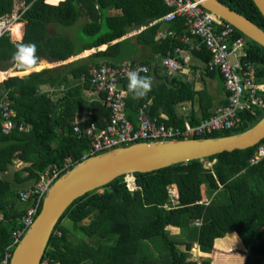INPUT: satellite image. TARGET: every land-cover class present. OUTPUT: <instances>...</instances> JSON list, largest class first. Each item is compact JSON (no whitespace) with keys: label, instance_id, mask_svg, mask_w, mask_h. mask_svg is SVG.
Segmentation results:
<instances>
[{"label":"trees","instance_id":"1","mask_svg":"<svg viewBox=\"0 0 264 264\" xmlns=\"http://www.w3.org/2000/svg\"><path fill=\"white\" fill-rule=\"evenodd\" d=\"M15 1L28 7L22 15L27 24L21 40L0 37V70L14 65L17 70H9L0 82V101L8 102L16 111L14 121L30 125V130L0 131V261L15 249L12 232L33 204L20 202L19 190L33 185L50 165L62 166L69 158V170L84 158L88 139L73 130V122L84 112L89 116L80 125L92 120L100 127L110 117L102 95L87 97L85 93L91 89L90 67H116L124 62L148 67L152 90L145 97L132 99L128 81L123 83L130 119L150 101L149 116L166 126L182 128L185 121L194 126L214 114L210 110L213 96L206 88L195 90L178 74L167 76L155 59L171 54L176 47L186 48L179 40L188 36L181 18L166 24L157 21L171 10L162 0H0V17L11 13ZM220 1L264 31V18L253 0ZM50 25L55 29H49ZM157 32L171 35L156 39ZM29 43L36 46L38 61L18 64L17 47ZM96 48L99 50L71 63L48 68L38 63L67 62ZM246 51L256 79L264 81V48L247 38ZM192 55L201 62L203 77L220 76L218 70H209L212 55L206 48ZM42 85L55 89L42 91ZM187 101L202 108L200 120L194 114L187 118L175 114V106ZM263 117L264 110L257 108L242 111L236 127L200 138L237 134ZM258 145L264 146V139L244 150L134 172L138 187L133 190L127 187L125 175L91 190L60 216L40 264H210L209 260H192V247L198 244L202 252L217 253V239L232 232L244 244V264H264V158L249 164ZM203 160L212 163L206 166ZM205 198L210 199L209 204H199ZM196 219L201 220L199 226L192 224ZM168 226L176 227L178 233L171 234Z\"/></svg>","mask_w":264,"mask_h":264},{"label":"built area","instance_id":"2","mask_svg":"<svg viewBox=\"0 0 264 264\" xmlns=\"http://www.w3.org/2000/svg\"><path fill=\"white\" fill-rule=\"evenodd\" d=\"M162 1L171 10L157 21L166 24L176 18H181L184 20L183 25L188 31V36L184 35L179 40L186 48L176 47L171 54L167 53L155 59L166 71L167 76H173L182 70L183 63L188 59L191 51L206 48L212 55V60L208 62L209 70H218L223 80L226 103L216 109L212 116L202 119L194 126L189 124H184L182 128L166 126L156 118L149 116L150 103L139 107L135 119H130L126 112L127 93L122 85L128 81L127 75L130 71H136L142 76L148 73V67L131 62H124L116 67L109 65L90 67L87 70V76L91 90L96 95H102V103L109 108L111 114L100 127L92 120L80 125V122L86 119L84 116L73 122L74 133L78 137H86L89 142L84 158L137 142L192 139L228 131L236 127L239 122L238 113L253 112L254 108L264 110V81L256 79L255 66L246 59L247 38L243 34L239 35V31L231 24L204 9L198 0ZM20 3L23 4L21 1H15L11 13L0 17V37L11 35V26L17 24L28 9L25 7L21 11ZM165 35L170 36L171 33L157 32L155 38H164ZM192 39L196 40L195 44L192 43ZM80 79H83V76ZM0 118V131L3 134L16 129L25 133L30 130V125H18L14 121L16 111L6 101H0ZM262 158H264V146L258 145L249 164L254 165ZM70 164L71 160L67 158L62 166H48L33 185L19 190L20 202L32 201L33 204L19 221V227L12 232L14 245L20 242L26 230L33 223L44 194L61 173L69 168ZM127 175L124 178L127 187L130 190L136 189L138 186L135 184L134 176L130 174L134 183L133 188H130ZM169 197L174 204L175 194L172 190ZM209 201L210 199L205 198L199 204L207 205ZM192 224L199 226L201 220L196 219ZM192 249L195 252L201 251L198 244L195 245V249L194 247ZM192 253L194 252L190 251L191 255ZM9 257L11 253H6L0 264H8Z\"/></svg>","mask_w":264,"mask_h":264},{"label":"water","instance_id":"3","mask_svg":"<svg viewBox=\"0 0 264 264\" xmlns=\"http://www.w3.org/2000/svg\"><path fill=\"white\" fill-rule=\"evenodd\" d=\"M198 1L204 9L264 48V31L252 21L220 0ZM253 2L264 18V0ZM262 139L264 117L253 127L228 136L137 142L87 156L51 184L44 194L40 210L13 250L8 264H40L52 230L65 210L76 199L118 176L150 172L179 162L244 150L257 145Z\"/></svg>","mask_w":264,"mask_h":264},{"label":"crops","instance_id":"4","mask_svg":"<svg viewBox=\"0 0 264 264\" xmlns=\"http://www.w3.org/2000/svg\"><path fill=\"white\" fill-rule=\"evenodd\" d=\"M18 28H22V30L20 31V30H18ZM23 34H24V27H23L22 23H19V25L13 31V33H11V35H8V36L11 37V39H13V40H21L23 37ZM134 34L135 33L133 32V33L127 35L126 37H130ZM194 40L195 39H192L191 41H192V43L195 44L196 41H194ZM117 41L118 40H116L112 44L116 43ZM105 48H102L100 50H104ZM96 50H99V48L91 49V50H88L89 52H85V53L79 54L78 56L71 57L67 60V62L62 60V61H56V63L51 62L52 64L51 63H44L43 61H40L38 63H42L45 65L49 64V66L46 65V66H44V68L55 67V66H59L62 64L71 63V62H73L77 59H80V58H84ZM192 52L193 51H191L188 59L183 63L182 70L180 72L176 73V75L178 74L181 78L186 79L188 82H191L193 85V88L195 90H202L203 88H206L208 90V92L213 96V104L211 105L210 110L215 112L216 109H218L222 106L221 103L224 101V96H225L224 88H223L222 82L219 78L220 76L215 75L214 78L203 77L200 74V69H201L202 64L198 59L193 57ZM17 63L20 64L18 61H17ZM11 68H14V70H15V65L12 66ZM29 68H31V67H29ZM9 70H11V69H8L7 71L0 70V82H2L6 78ZM15 71H17V70H15ZM18 71H21V70H18ZM42 86L44 87V89H46L47 86L50 87V90L55 89L49 85H42ZM86 95H87V97H95L96 96L92 92L91 89L87 90ZM150 103H151V101H150ZM202 111L203 110L199 105L192 106V104L189 101L177 104L175 106V114L177 116H181L183 118H187L188 116H190V114H194V116L196 118H198V120H200L201 115H202ZM82 116L87 118L89 116V113L84 112ZM160 116L164 117L163 115H160ZM164 119H165V117H164ZM184 124H189V123L187 121H185ZM171 227H174V226H171ZM174 228H176V227H174ZM216 242H218V244H217L218 251L220 253L221 252L223 253V254L221 253L222 255H220L222 258V259H219L220 264H244L245 248H244V244L242 242V239L240 238V236L236 232L228 233L224 237L217 239ZM234 250H238L240 253H232ZM200 252H202V251H200ZM202 254L209 255V253H206V252H202Z\"/></svg>","mask_w":264,"mask_h":264},{"label":"clouds","instance_id":"5","mask_svg":"<svg viewBox=\"0 0 264 264\" xmlns=\"http://www.w3.org/2000/svg\"><path fill=\"white\" fill-rule=\"evenodd\" d=\"M36 46L34 44H21L17 47L15 59L18 62H29L34 64L38 61L36 56ZM127 90L131 94L132 99H141L152 90V80L149 76H141L136 71H130L127 75Z\"/></svg>","mask_w":264,"mask_h":264},{"label":"rangeland","instance_id":"6","mask_svg":"<svg viewBox=\"0 0 264 264\" xmlns=\"http://www.w3.org/2000/svg\"><path fill=\"white\" fill-rule=\"evenodd\" d=\"M20 10L22 11L24 8H25V6H23V4H21L20 3ZM18 23H22V25H23V27H25L26 26V21L24 20V19H21ZM49 29H51V30H53V29H55V26H53V25H50L49 26ZM65 30V29H64ZM68 32V31H67ZM70 32H68V34H69ZM19 63H21V62H19ZM52 63H56V62H52ZM51 63V64H52ZM47 65V64H46ZM42 68H44V66L42 67ZM41 68V69H42ZM9 69H14V68H9ZM32 71H38V70H32ZM31 71V72H32ZM30 73V72H29ZM28 74V73H27ZM27 74H24V75H27ZM24 75H20V76H24ZM41 88V90L42 91H49V92H52L53 91V89H51L50 90V87H48L47 86V88L46 89H44V87L43 86H41L40 87ZM56 93H58V91H56ZM85 93L87 94V90L85 91ZM203 163L206 165V166H210L211 165V163L212 162H209L208 160H203ZM132 176H127V180H128V185H129V187L130 188H133V186H134V183H133V177L131 178ZM132 180V181H131ZM132 182V183H131ZM131 183V184H130ZM99 192H101V190L99 189ZM63 224L64 225H66V224H68V221H66V220H64L63 221ZM168 228H169V230H170V232H171V234H173V235H175V234H177L178 233V229L177 228H174V227H171V226H168ZM194 247V249H195V245L193 246ZM192 247V248H193ZM191 251L192 252H194V253H192V255L191 254H189V257L192 259V260H194V261H196V262H201V261H203V260H209V262H210V264H220V261H219V259H222L221 258V256L220 255H222L218 250V252L217 253H214V254H209V255H205V254H202V252H198V251H194L193 249H191ZM43 264H45V263H43Z\"/></svg>","mask_w":264,"mask_h":264},{"label":"bare ground","instance_id":"7","mask_svg":"<svg viewBox=\"0 0 264 264\" xmlns=\"http://www.w3.org/2000/svg\"><path fill=\"white\" fill-rule=\"evenodd\" d=\"M18 25H19V23H17V24H14V25H12V26H11L12 33H13V31H14V30L17 28V26H18ZM127 176L129 177V176H131V175H130V174H128ZM131 178H132V177H131ZM131 181H132V180H131ZM131 183H132V182H131ZM131 183H130V184H131Z\"/></svg>","mask_w":264,"mask_h":264}]
</instances>
